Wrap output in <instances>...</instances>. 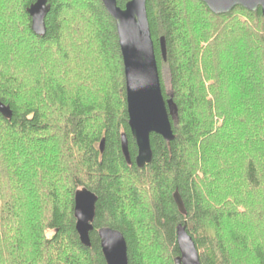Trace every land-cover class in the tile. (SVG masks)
<instances>
[{
    "label": "trees",
    "instance_id": "1",
    "mask_svg": "<svg viewBox=\"0 0 264 264\" xmlns=\"http://www.w3.org/2000/svg\"><path fill=\"white\" fill-rule=\"evenodd\" d=\"M36 1L0 0V102L13 112L0 114V264H107L102 228L124 235L129 264H175L179 225L202 264H264L261 10L217 16L198 0H147L160 73L167 44L175 140L152 135L140 169L114 18L102 0H49L38 37ZM84 188L98 197L91 248L76 231Z\"/></svg>",
    "mask_w": 264,
    "mask_h": 264
},
{
    "label": "water",
    "instance_id": "2",
    "mask_svg": "<svg viewBox=\"0 0 264 264\" xmlns=\"http://www.w3.org/2000/svg\"><path fill=\"white\" fill-rule=\"evenodd\" d=\"M109 14L114 18L123 55L129 127L138 147L136 165L143 169L153 160L151 145L152 135L162 137L170 144L175 140L170 111L173 110V94H166L161 83L160 71L152 38L147 0H131L121 8L117 0H102ZM205 3L217 16L227 15L237 7L251 12L261 10L264 16V0H198ZM52 10L49 0H37L27 9L32 20V31L38 37L47 34L46 20ZM161 54L167 62V44L165 38L160 40ZM0 114L10 119L13 112L9 106L0 102ZM105 139L100 144L101 152L105 151ZM122 153L129 166L133 161L130 154L129 140L126 134L121 137ZM174 200L180 212L186 215L183 199L178 191ZM98 197L84 188L75 196L76 231L81 244L91 248V233L94 231L96 205ZM101 249L107 264H129L128 246L124 235L112 228L98 231ZM177 243L180 256L175 264H202L199 251L187 226L177 227Z\"/></svg>",
    "mask_w": 264,
    "mask_h": 264
},
{
    "label": "rangeland",
    "instance_id": "3",
    "mask_svg": "<svg viewBox=\"0 0 264 264\" xmlns=\"http://www.w3.org/2000/svg\"><path fill=\"white\" fill-rule=\"evenodd\" d=\"M81 61V60H79ZM82 64V62H80ZM160 77H161V83L164 85V90L165 93H169L170 94V90H171V78H170V72H169V67L166 64V62L162 65V70L160 73Z\"/></svg>",
    "mask_w": 264,
    "mask_h": 264
}]
</instances>
